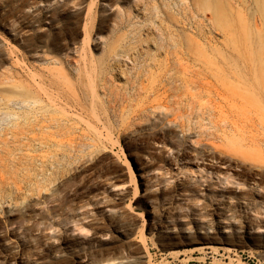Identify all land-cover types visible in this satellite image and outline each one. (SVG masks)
Returning a JSON list of instances; mask_svg holds the SVG:
<instances>
[{"label":"rangeland","instance_id":"rangeland-1","mask_svg":"<svg viewBox=\"0 0 264 264\" xmlns=\"http://www.w3.org/2000/svg\"><path fill=\"white\" fill-rule=\"evenodd\" d=\"M256 259L264 0H0V264Z\"/></svg>","mask_w":264,"mask_h":264},{"label":"built area","instance_id":"built-area-1","mask_svg":"<svg viewBox=\"0 0 264 264\" xmlns=\"http://www.w3.org/2000/svg\"><path fill=\"white\" fill-rule=\"evenodd\" d=\"M235 249V248H234ZM246 249H241L242 252H240L239 254V259L240 261H242L243 259L245 260H250V261H253V259L255 258V256L250 253V252H245ZM192 253H195V254H191V255H194V256H197V254H199L198 251L196 252H192ZM204 260L207 259L209 263H215L217 262L216 260H225V257L226 256H223V258H221V254H223V251H219L218 252H215L213 251L212 249L210 248H204ZM235 259V258H233ZM257 262V264H262L260 261H258V259L255 260ZM242 262H245V261H242Z\"/></svg>","mask_w":264,"mask_h":264},{"label":"bare ground","instance_id":"bare-ground-1","mask_svg":"<svg viewBox=\"0 0 264 264\" xmlns=\"http://www.w3.org/2000/svg\"><path fill=\"white\" fill-rule=\"evenodd\" d=\"M205 246H206V247H207V246H212V247H213V245H209V244H207V245H205ZM205 246H204V247H205ZM214 246H215V245H214Z\"/></svg>","mask_w":264,"mask_h":264}]
</instances>
